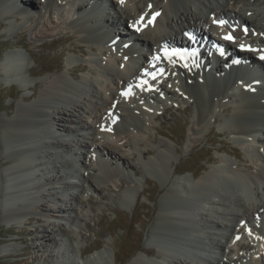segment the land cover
Here are the masks:
<instances>
[{"label":"bare ground","instance_id":"obj_1","mask_svg":"<svg viewBox=\"0 0 264 264\" xmlns=\"http://www.w3.org/2000/svg\"><path fill=\"white\" fill-rule=\"evenodd\" d=\"M42 1L44 3L41 5L44 8L42 15L45 16L47 11V14L52 15L58 9L55 0ZM60 3L70 5V10L74 8L69 12L74 20L67 25L72 30L77 29L82 35L81 50L89 44L90 48L92 45L100 54L102 50L112 53L104 59L91 56L90 61L68 64L66 74L58 73L44 81H39V90L33 92L38 96L36 104L17 106V114L7 120L8 122L0 123V147L3 146L5 152L11 151L9 159L15 161L14 165L3 168L0 176V219L8 222L26 219L31 213L29 208L37 205L38 211L43 210L45 218L52 217L71 223L79 221L81 216L72 215L71 204L67 206L61 201L58 206H45L43 203L39 207L36 203L39 198L44 197L42 189L47 185H53L49 187L54 189L51 195L58 192V188L61 187L60 191L63 193L68 189L79 187L84 191L88 188L95 191L100 182H109L112 179L113 172L108 170L107 165L115 164L123 171H129L132 177H138L141 172H152L161 176L162 181L167 184L173 183V188L166 189L168 193L164 201L158 205L159 212H164L163 217L156 216L145 233L146 241L153 248L145 249L143 252L146 256L153 254L154 258L146 260L141 257L142 255L134 256L125 264H246L242 260L243 256L235 252L236 249L248 255L247 264H252L250 261L253 255L262 253L259 256L264 258L262 242L264 225H254L249 220L264 221V156L256 158L258 161L256 171L250 173L244 168L238 169L240 172L231 169L232 163L225 154L224 157L218 158L204 154L208 161L218 165L215 168L211 167L212 169L197 180L195 177L201 166L191 171L193 181L192 178L191 180L172 179L171 175L177 172L178 167L172 166L169 159L172 153L177 154V150L171 149L166 141L160 139L153 147L145 144L147 141L145 138L149 133L146 123L150 119L157 118L160 113L155 109L147 112L144 108L146 104L137 101L140 97L145 99L147 95L139 91L135 93L132 87L133 84L143 82L145 76L166 73L169 76L167 82L172 83L171 86L167 88L159 84V80L153 85L161 94L169 96L176 87L174 81L176 77L180 89L193 101L190 104L194 105L196 112L191 131L197 138L210 133L205 131V124L210 120L213 124L219 123V126L221 124L219 132L224 128L226 133L250 136V140L246 139L248 142L240 140L245 142L242 147L246 146L251 155L257 156L256 150L260 148L261 143H264V115L260 112L264 110V100L260 101L264 98L263 77H261L262 82H258L262 85L256 86L257 93L241 91V94H238L235 88L237 91L235 97H239L242 103H237L236 108L231 110L228 101H232L233 96L228 87L241 78L236 76V80H230L227 75L223 77L221 74L225 70L228 71L225 72L228 75L236 69L241 72L240 66L246 61H251V65L258 70L257 59L262 60L260 57L264 55V0H124L123 3L119 0H107L108 6L112 9L111 14L103 13L104 11L97 12L99 16L97 19L92 17L89 9L86 14L84 11H81V15L78 13L91 5L89 0H60ZM32 4V0H20V2L0 0V14L14 18L9 15L14 13V21H16L21 14L29 13ZM153 13L159 15L150 24L148 21L152 19ZM220 19L225 23L222 25L213 23ZM228 19L234 21L230 28L227 26ZM236 20L242 23L247 32L241 30L242 26L235 25ZM97 21L99 25H96ZM127 24L130 25L129 30H118V27L122 29ZM101 27H105V32L100 31ZM135 28L141 30L137 32ZM186 33L188 35H185ZM228 34L239 39L232 44L227 43L223 37ZM124 38L128 41V45L122 43L125 41ZM206 38H209L210 44L218 42L225 51L221 57H216V51L208 48L206 54L214 56V61L205 63L198 55ZM180 41H185V45L182 47L178 45ZM138 43L142 47L149 48L150 51L142 54ZM112 45H114L113 49H111ZM241 45H244V48H241ZM237 47L240 51L236 49ZM166 48L178 50L183 59L173 57L175 63H169L163 57L162 50ZM191 54L195 55V59ZM157 55L160 59L154 60L153 57ZM236 57L240 58L238 63H234ZM74 59L70 58L69 63ZM23 60L24 55H21V52L6 54L0 66L1 71L9 83L27 82L23 86L37 88L38 85L35 83H28L24 75ZM259 63L264 68V60ZM185 64L188 67H184ZM207 64L209 68L206 67ZM60 66H62L61 62H55L35 72L43 69L52 71ZM90 68L93 69L92 72ZM31 69V67L26 69L28 76L32 75ZM161 69L163 72L157 71ZM82 71H86L87 74L79 78L78 74ZM257 77L258 72L253 73L240 84L252 82ZM213 80H220L221 83ZM28 89L33 91L32 88ZM150 107L154 108L151 103ZM189 108V106L185 107L184 111H189ZM219 112L222 113L224 120L218 115ZM84 114L87 115H85L86 120L83 121L81 118ZM228 116L229 118L226 119ZM88 118H93L95 124L98 123L95 129L91 128ZM257 126L260 127L259 131H255ZM47 129L53 134L59 132L62 135H71L76 130L78 132L82 130L85 139L89 135L91 139L89 142L84 140L79 142V139L71 137L56 138V140L52 137L49 142L53 150H48L42 147L43 143L39 140L40 137L45 139L50 135L49 132L46 133ZM154 132L156 133V128ZM209 139L207 137V140ZM236 146L231 150V154L240 158L241 145ZM74 147L80 149L78 153L83 159L80 165L85 167L86 177L79 172L80 165L78 166L77 160L75 162L61 160L60 164L64 171L42 177L41 170L44 167L37 164V155H42V152L46 156L52 155V152H61L62 156L65 153L69 155L72 154L69 150H73ZM82 150H85L86 154H91L90 160L84 157ZM223 150L228 154V150ZM127 155L132 156V161L138 166L131 162ZM150 155L153 157H149ZM35 172L39 174H34ZM97 172L101 173L97 174ZM77 175L80 178L79 183L74 179ZM44 183L46 184L43 186ZM120 184L122 186L124 183ZM182 189L192 197L191 204L180 196ZM133 194V190L122 193L126 199ZM77 197L78 195L74 193L70 200H75ZM147 214L150 216V210ZM29 222H32V219ZM245 228L247 230L251 228L260 237L255 238L257 240L254 242L249 236L248 240L251 241L248 243L241 239L237 240L236 236L242 237ZM47 232L48 230H44V235L49 238V242L53 241V245L50 246L53 254L58 260L60 259L59 264H65L68 257L64 245L65 249L69 248L70 251L74 246L67 245L63 237H49ZM196 233L203 240H200ZM60 248L63 251H60ZM254 249L257 250L253 252ZM0 252L7 254L9 250L7 247L0 248ZM209 252L212 256L208 255ZM96 259L97 257L93 256L91 259L72 262V264H89Z\"/></svg>","mask_w":264,"mask_h":264},{"label":"rangeland","instance_id":"obj_2","mask_svg":"<svg viewBox=\"0 0 264 264\" xmlns=\"http://www.w3.org/2000/svg\"><path fill=\"white\" fill-rule=\"evenodd\" d=\"M17 2H20V0H17ZM105 2H107V0ZM32 3V7L28 11L29 13L21 14V16L19 15L20 17L16 19V21H14V13L9 14L14 18L10 16L5 17V15L0 14V66L6 54L21 52V55H24V75L28 83H35L38 85L39 81H44L50 76H55V74H66L68 69L66 67L68 64L72 65L90 61L91 59H89V57L91 56L104 59L106 56L108 57V55H110L109 53H112L106 50L105 55H102V53L100 54L98 50L93 53L89 44L84 46V50H81L80 47H83L80 45L82 35L70 29L69 25H67L74 20V18L72 20L71 13L69 14V12L74 10V8L70 10V5L56 1L58 9H56L52 15L51 13L47 14V11L44 16L42 15L44 10L41 6L43 5L42 1L32 0ZM111 12L112 9L108 6L106 12L103 13L111 14ZM16 16L18 17V15ZM7 18H9V20H7ZM129 28L130 25L127 24L122 27V29L118 27V30L124 31L129 30ZM41 43L44 45L41 46ZM91 43H93V41H91ZM112 47L113 45L111 49ZM141 50L143 53H148L149 48L140 47V51ZM144 50L146 52H144ZM70 58L75 59L69 63L68 60ZM55 62H61L62 66L58 69H52V71L43 69L42 71L35 72V70L41 67L45 68L47 65H51ZM27 67L32 68L31 76L27 75ZM90 71L92 72L93 69L91 68ZM85 72L86 71H82L79 73L78 77L85 76L87 74ZM175 80L177 81V79ZM213 81L221 83L220 80ZM26 83H9L6 81V77L3 75L0 68V123L8 122L13 118V116L17 114V106L36 104L38 96L37 93L34 94L33 92L34 90H39V85L37 88L32 86L28 87V85L23 86ZM164 86L168 88L170 82L168 81V84ZM28 88H32L33 91L31 92ZM178 90H180L179 87L174 88V92L169 97L153 93L149 94L147 98L148 103H151L152 107H154L152 110L155 109L160 115L155 119H150L149 122L146 123L149 133L145 138V141L147 140L145 144L153 147L154 143L160 139L166 141L171 149L177 150V154L172 153V157L170 156L171 159H169L172 166L176 165V167H178L177 172L171 175L172 179L186 178V180H191V171L201 166L202 168L198 170V175L195 177L197 180L198 177L202 178L208 170L215 168L218 164L215 165L212 161H208L206 158L207 156H204V154L215 158L224 157L225 154V157L229 158L228 160L232 163V169L236 172H240L238 169L244 168L248 172L254 173L257 167L256 163H258L256 158L259 159L261 155L264 156V143H261L260 148L262 150L257 153V156L249 155L250 153L246 146L242 147V145H244L243 143L241 144L239 141H234V138L224 132L223 126L222 132H219L218 130L221 125L219 126V123L218 125L213 124L210 120L205 124V131H210V133L206 136L197 138L196 134L191 131L194 125L193 121L195 120L196 112L194 105L190 104L193 101L190 100V97L185 96L186 94L177 93ZM228 102L230 109L234 110L237 103H235L234 99ZM187 106L190 107L189 111H184ZM220 113L221 112H219L218 115L224 120L225 118H223L222 113ZM85 115L87 114H84L81 118L83 121L86 120ZM227 118H229V116L226 117V119ZM88 119L87 121H90L91 128L94 127L93 129H95L98 123L95 124V119L93 118ZM154 128H156V133L154 132ZM75 133H77V130L71 135L69 134L70 136L55 132L53 136L57 139L62 137H69L70 139L71 137L72 139H79V142L83 140L89 142L91 139L90 135L86 136L85 139V134L82 133V130L79 131V135H75ZM87 137H89V139H87ZM207 137L210 139L207 140ZM238 144L241 145V147L239 146V151L241 153L240 158L231 154V150L237 147L236 145ZM45 146L48 149L50 148L48 144ZM0 148L1 176L2 169L14 165L15 161L9 159L11 151L5 152L3 146ZM221 148L228 150V154L227 151L225 152ZM69 151H72V154L69 153V155H66L65 153L60 157V160L66 161L64 159L66 156L68 159L67 161L75 162V160H77L76 162L79 166L81 160L83 161L78 153L80 149L78 150L74 147L73 150ZM82 151V153L85 154L84 157L90 160L91 154H86L85 150ZM126 157L138 166L136 162L132 161V156L127 155ZM149 157H153V155ZM99 163L103 164V162ZM84 168L83 165H80V170H78L86 177L87 172ZM107 168L111 170L110 172H113L112 179L109 182H100L98 189H95V191L91 188H88V191H84L79 187L76 189H68L63 193V191H60L62 190L61 187V189L58 188V192L55 190L54 192L56 193L51 195V191L54 189H50L49 187L53 185H47L44 187L45 189H42L44 197L39 198L36 203L39 207L43 203L45 206H58L61 201L66 203L67 206L71 204L73 208L72 215L79 214L81 216L79 217V221L71 223L52 217L45 218L46 216H44L43 210L38 211L37 205L29 208L31 213L26 216V219H18L16 222H8L7 220L0 219V248L7 247L9 250L7 254H1L0 252V264H59L60 259L58 260L56 258L52 248H50V246L53 245V241L49 242V238L44 235V230H48L47 233L49 237H63L67 245L74 246L73 250L70 251L69 248L65 249L66 247L64 245L66 257H68V263L65 262V264H72V262L74 263L88 258L91 259L93 256H96L97 259L91 261L89 264H125L130 258L139 255H142L141 257L146 260L153 259V254L146 256L143 252L145 249L153 248L152 245L146 241L145 233L150 228L156 216L160 215V217H163L164 212H159L160 209H158V205L164 201V197H166V193H168L166 189L169 187L171 189L173 188V183H168V185L167 182L162 181L163 178L161 176L152 172H141L138 177H132L129 171H123L120 166L118 167L115 164L113 166L107 165ZM61 171H64L62 170V166L60 164H56L55 166L54 162L49 169L42 170L41 173L43 175H41L42 177H47L48 175L59 174ZM45 173L46 175H44ZM99 173L101 172H97V174ZM34 174H36V172ZM78 176L79 175H77V177L75 176L76 178L74 179L79 183L80 178H78ZM121 182L124 183L122 186L120 184ZM45 184L46 183H44L43 186ZM55 184L59 185L57 183ZM127 190H133L134 193L133 196L131 195L128 199L122 195L123 191ZM74 193H76L78 197L75 200H70ZM60 194H63L62 196L64 197ZM148 210L151 212L150 216L147 214ZM30 219H32V222H29ZM250 223L254 225H264L263 220H250ZM248 229L250 230L245 228V233L241 234L242 237H240V239L245 241V243L251 240L255 242V238L260 237V235L254 233L251 228ZM249 236L252 238L251 240H248ZM250 244L252 245V243ZM60 251H63L62 248H60ZM101 252H103V254H101ZM235 252L243 256L242 260L247 264L248 255L244 253V251H238L237 249ZM252 258L253 259L250 258L252 264H264V258H261L259 254L253 255Z\"/></svg>","mask_w":264,"mask_h":264},{"label":"snow or ice","instance_id":"obj_3","mask_svg":"<svg viewBox=\"0 0 264 264\" xmlns=\"http://www.w3.org/2000/svg\"><path fill=\"white\" fill-rule=\"evenodd\" d=\"M119 2L120 3H123L124 0H119ZM149 7H151V5H149ZM158 15H159V13H153L152 19H150L148 21V23L151 24L154 21L155 17L158 16ZM141 19H143V17ZM138 23H139V21H138ZM213 23H219V24L222 25L225 22L224 21H213ZM140 30H141L140 28H135V31H137V32H139ZM244 31L247 32V29H245ZM185 35H188V34L186 33ZM223 38L225 40H233V37L231 35H225ZM241 48H244V45H241ZM162 51H163V57H164V59L168 60L169 63H173V64L175 63V61L173 60V57H180V59H183V57L180 55V52L178 50H167V49H163ZM260 58L262 60H264V55H262ZM153 59L154 60H159L160 59V56L159 55L154 56ZM235 62L236 61H234V63ZM184 67H188V65L185 64ZM162 71H163V69H161V72ZM124 94H126V93H124ZM237 239H239V237H237Z\"/></svg>","mask_w":264,"mask_h":264},{"label":"water","instance_id":"obj_4","mask_svg":"<svg viewBox=\"0 0 264 264\" xmlns=\"http://www.w3.org/2000/svg\"><path fill=\"white\" fill-rule=\"evenodd\" d=\"M22 165V164H21Z\"/></svg>","mask_w":264,"mask_h":264}]
</instances>
